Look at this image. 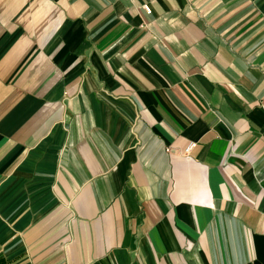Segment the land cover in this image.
<instances>
[{
    "label": "crops",
    "instance_id": "obj_1",
    "mask_svg": "<svg viewBox=\"0 0 264 264\" xmlns=\"http://www.w3.org/2000/svg\"><path fill=\"white\" fill-rule=\"evenodd\" d=\"M0 264H264V0H0Z\"/></svg>",
    "mask_w": 264,
    "mask_h": 264
},
{
    "label": "built area",
    "instance_id": "obj_2",
    "mask_svg": "<svg viewBox=\"0 0 264 264\" xmlns=\"http://www.w3.org/2000/svg\"><path fill=\"white\" fill-rule=\"evenodd\" d=\"M144 7H145V9H146L147 12H151V7H150L148 4H145ZM193 144H194V143H192V144L190 145V147L193 146Z\"/></svg>",
    "mask_w": 264,
    "mask_h": 264
}]
</instances>
